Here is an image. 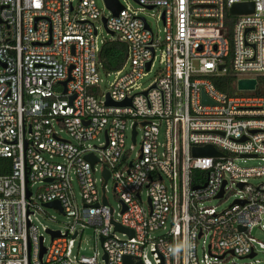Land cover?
I'll return each instance as SVG.
<instances>
[{
  "label": "built area",
  "instance_id": "built-area-1",
  "mask_svg": "<svg viewBox=\"0 0 264 264\" xmlns=\"http://www.w3.org/2000/svg\"><path fill=\"white\" fill-rule=\"evenodd\" d=\"M133 1L135 10L118 1L114 16L103 0L108 15L95 0H0V158L10 160L0 176V264H264V244L252 236L264 229V0ZM248 2L252 13L229 15ZM153 10L161 41L142 16ZM96 23L126 46L105 93L99 52L107 41ZM158 52L161 67L139 89ZM227 75L236 80L221 92L213 81ZM239 79H254V89L238 90ZM204 146L220 156H192ZM237 158L262 165L241 168ZM230 190L236 198L224 210L205 205ZM51 202L69 219L64 231L40 221L47 210L60 213ZM85 229L92 255L75 249Z\"/></svg>",
  "mask_w": 264,
  "mask_h": 264
},
{
  "label": "rangeland",
  "instance_id": "rangeland-1",
  "mask_svg": "<svg viewBox=\"0 0 264 264\" xmlns=\"http://www.w3.org/2000/svg\"><path fill=\"white\" fill-rule=\"evenodd\" d=\"M72 1L76 2V0H72ZM118 1L122 6L131 8L132 10H135L138 7L133 0H118ZM95 3L97 5V7L99 9H101L105 15H108L107 10H105V8L103 6L102 0H95ZM142 16L146 19V21L149 24L154 35H157V37L161 41L163 39V31H162L163 25H162V22L158 19L157 10L143 11ZM96 25L98 27V40H104V41L111 40V36L107 34V32L104 30L103 26L100 23L99 24L96 23ZM157 55L158 56L153 63V68H152L151 72L148 73L147 76L143 77L139 81V89L146 88L149 85V83L152 81V79L154 78L155 72L158 70V68L161 67V65L158 63L159 52L157 53ZM113 79H114L113 74H109V73L107 74V73L103 72L102 70H99V80L100 81L98 83V87H99L100 92L105 93L108 90L109 85L113 81ZM60 135L62 136V138L67 139V136L64 133H61ZM128 135H129V131L126 132L125 150H130V147H131V141L129 140ZM162 140H163L162 130H160L159 142L161 143ZM102 141H103V136L100 135L98 137V140L90 141V143L93 145H98ZM137 141H140L139 136H138ZM138 148H139L138 144L135 145L134 147H132V150L130 151V155H129L130 160H134L136 153L138 151ZM233 162L238 167H241V168H252V167H257V166L262 165V162L257 158H253V159L237 158ZM97 169L98 168H96V171H95V177L96 178L99 177V172ZM262 180H263V178H250L249 183L257 184V183L261 182ZM164 183H165V180H164ZM37 187H38V185H34L32 188V191L34 192L37 189ZM74 187H75V184H74ZM97 187H98V191L100 192L99 183H97ZM231 189H233V186H231ZM75 191L77 193L76 188H75ZM105 191H106L105 196H106L108 205L114 210V213H116L118 211V200H117V197H115L114 192L112 190V182L111 181H108ZM141 198H142V201L145 200V192L144 191H142ZM235 198H236V195H235L234 191L230 190L227 192V194L225 195V197L223 199H221V200H210V201L205 202V205L215 207V209L217 211H221V210H224L225 208H227ZM46 212H47L48 217L40 218L41 223L43 225H45L50 230L64 231V226H65V224H67L69 222V219L66 218L64 215H62L61 213H58V212L51 210V209L47 210ZM160 233L161 232L158 231V232L154 233V235H158ZM252 236L256 240H258L259 242H262L264 244V229H260V228L255 227L252 231ZM48 244H49V236L47 234H44V246L46 247ZM77 247H79V251H78L79 254H84V255H92L93 254L94 242H93V235H92L91 229H85L83 234H82L81 239L76 240L75 249ZM96 250L98 251L99 260H101L102 251H101V246H100L99 242L96 243ZM259 257L260 258L263 257V254H259ZM232 260L235 261L232 257H230L228 259L229 262H231Z\"/></svg>",
  "mask_w": 264,
  "mask_h": 264
},
{
  "label": "water",
  "instance_id": "water-1",
  "mask_svg": "<svg viewBox=\"0 0 264 264\" xmlns=\"http://www.w3.org/2000/svg\"><path fill=\"white\" fill-rule=\"evenodd\" d=\"M104 5L112 12L114 16H116L119 11L121 10V5L118 3L117 0H103ZM253 12V5L252 3H243V4H238L234 5L229 9V15H241V14H250ZM104 23V20H103ZM109 35H112V33H109ZM149 64L146 66V70L148 69ZM221 69V66L219 67ZM66 82H62L61 84L64 86ZM237 89L238 90H253L255 87V80L254 79H239L237 80ZM129 104V101H122L118 103H112L109 101H106V105H112V106H125ZM134 126H133V131H132V139H134ZM191 153L193 157H198V156H220L219 153H217L211 146H204L201 148L194 147L191 149ZM85 159L92 165L96 162V160L91 156L88 155L85 157ZM103 178L106 180L108 178V174L106 172H103ZM220 196V194H219ZM48 208H54L57 209L61 213V208L58 202H51L47 203L45 205ZM124 210V209H123ZM116 230L118 231H125L131 234L129 231L124 230L120 228L118 225H115ZM51 239L57 236V233L50 232ZM44 253V248H40V254H39V259ZM123 264H130L129 258H124L123 259Z\"/></svg>",
  "mask_w": 264,
  "mask_h": 264
},
{
  "label": "trees",
  "instance_id": "trees-1",
  "mask_svg": "<svg viewBox=\"0 0 264 264\" xmlns=\"http://www.w3.org/2000/svg\"><path fill=\"white\" fill-rule=\"evenodd\" d=\"M126 46L122 42L107 41L105 42L99 52V62L101 70L105 73H112L118 71L125 60ZM236 78L232 75L217 78L213 81L214 86L221 92H228L233 86ZM10 173V160L0 158V176L8 175Z\"/></svg>",
  "mask_w": 264,
  "mask_h": 264
}]
</instances>
